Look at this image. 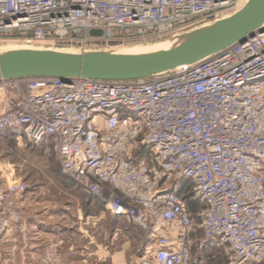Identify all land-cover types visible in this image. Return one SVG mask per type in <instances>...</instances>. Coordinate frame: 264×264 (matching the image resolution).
Listing matches in <instances>:
<instances>
[{
    "label": "built area",
    "instance_id": "built-area-1",
    "mask_svg": "<svg viewBox=\"0 0 264 264\" xmlns=\"http://www.w3.org/2000/svg\"><path fill=\"white\" fill-rule=\"evenodd\" d=\"M248 1L0 0V49L86 50L83 34L96 30L170 39ZM7 136L49 143L85 197L144 232L140 264H202L191 253L180 181L204 206L198 250H222L226 264H264V33L131 81L1 79L0 139ZM14 169L0 163V231L24 234L18 205L28 187Z\"/></svg>",
    "mask_w": 264,
    "mask_h": 264
},
{
    "label": "rangeland",
    "instance_id": "rangeland-1",
    "mask_svg": "<svg viewBox=\"0 0 264 264\" xmlns=\"http://www.w3.org/2000/svg\"><path fill=\"white\" fill-rule=\"evenodd\" d=\"M83 37L86 39L84 43L86 50L138 48L167 40L165 38L163 40L142 42L131 38L124 32L114 30L87 31L83 34ZM173 37H170V39L174 40ZM77 43V46H79L80 43ZM18 49H25V47L8 43L0 51L7 52ZM0 163L2 165L15 164L14 179L23 180L28 187L25 196L18 205L19 209L22 210L20 212L26 231L24 234L16 233L14 230L0 231V264H18L22 258L43 257L49 259L52 256L58 257L60 262L61 259H66L68 264H86L82 262L80 255L69 256L67 250V248H71L73 252L81 254L82 248L87 243L82 237L81 230H68L67 232L70 235H67L66 242L59 245V252H55L53 255L50 250L51 241L49 236H42V239L39 240L38 244L43 248L37 253L34 249H31L35 243L29 237H25L32 230L29 227H34L38 224L37 222L43 221L45 223L44 227L46 224H50V226H52L51 224L53 226L62 224L72 226L82 222L83 215L86 214L87 206L83 203V196L85 195L81 190L72 192L67 189L64 184L66 177L60 171L59 163L51 145L46 143L35 146L24 141H17L13 136L4 137L0 139ZM189 184L191 183L186 181L177 182L178 190ZM188 190H190L191 199L195 203L197 213H200L204 208L199 201L194 199L193 185ZM192 220L194 225L191 236L193 260L200 258L202 264H226L227 259L222 250L215 248H207L203 252L198 250V242L202 240L200 228L202 218L196 214L192 216ZM125 223L123 220V225ZM90 261L93 264V260Z\"/></svg>",
    "mask_w": 264,
    "mask_h": 264
},
{
    "label": "water",
    "instance_id": "water-1",
    "mask_svg": "<svg viewBox=\"0 0 264 264\" xmlns=\"http://www.w3.org/2000/svg\"><path fill=\"white\" fill-rule=\"evenodd\" d=\"M264 33V0H249L235 14L146 47L58 50L25 47L0 51V80L57 78L131 81L159 75L216 55Z\"/></svg>",
    "mask_w": 264,
    "mask_h": 264
},
{
    "label": "crops",
    "instance_id": "crops-1",
    "mask_svg": "<svg viewBox=\"0 0 264 264\" xmlns=\"http://www.w3.org/2000/svg\"><path fill=\"white\" fill-rule=\"evenodd\" d=\"M64 184L72 192L80 191L67 178ZM83 197V203L87 206L83 221L72 226L65 224L59 226L51 224L52 226H50V224H46L45 227L43 221L37 222L38 224L34 227H29L32 230L25 236L35 243L31 249H34L37 253L43 248L38 244L39 240L42 239V236H49L51 241L50 250L53 255L55 252H59V245L66 242L67 235H70L67 231L77 229L81 230L82 237L87 243L82 248L81 254L67 248L69 256L80 255L82 262L86 264H91L90 260H93V264H139L144 249L150 244L147 235L126 223L123 225L122 219L110 216L104 209L103 204L95 198ZM18 264H68V260L61 259L60 262L56 256L49 259L32 257L30 259L22 258Z\"/></svg>",
    "mask_w": 264,
    "mask_h": 264
},
{
    "label": "trees",
    "instance_id": "trees-1",
    "mask_svg": "<svg viewBox=\"0 0 264 264\" xmlns=\"http://www.w3.org/2000/svg\"><path fill=\"white\" fill-rule=\"evenodd\" d=\"M191 186H192V184H189L188 186H185V187L179 189L178 194L185 200L188 212L191 214V216H193V215H196L197 210L195 207V203L191 199V193L189 192L190 190H188V188L190 189ZM186 187H188V188L186 189ZM203 208H204V206H203Z\"/></svg>",
    "mask_w": 264,
    "mask_h": 264
},
{
    "label": "bare ground",
    "instance_id": "bare-ground-1",
    "mask_svg": "<svg viewBox=\"0 0 264 264\" xmlns=\"http://www.w3.org/2000/svg\"><path fill=\"white\" fill-rule=\"evenodd\" d=\"M177 36H178V35H176V36L174 35V37H173V38H174V40H175V38H176Z\"/></svg>",
    "mask_w": 264,
    "mask_h": 264
}]
</instances>
